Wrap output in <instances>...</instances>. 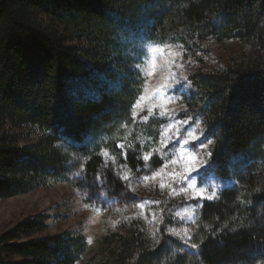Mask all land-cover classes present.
Returning a JSON list of instances; mask_svg holds the SVG:
<instances>
[{"label": "trees", "instance_id": "obj_1", "mask_svg": "<svg viewBox=\"0 0 264 264\" xmlns=\"http://www.w3.org/2000/svg\"><path fill=\"white\" fill-rule=\"evenodd\" d=\"M141 40L178 46L200 66L208 41L264 53V0H0V202L68 181L62 137L87 152L131 120L143 81L129 63ZM188 81L181 116L203 126L198 144L213 141L206 178L232 183L202 203L198 258L152 249L140 224L120 226L89 255L83 233L47 234L51 215L38 213L0 235V264H264V54ZM132 153L123 161L139 174ZM102 165L92 152L89 175Z\"/></svg>", "mask_w": 264, "mask_h": 264}, {"label": "rangeland", "instance_id": "obj_2", "mask_svg": "<svg viewBox=\"0 0 264 264\" xmlns=\"http://www.w3.org/2000/svg\"><path fill=\"white\" fill-rule=\"evenodd\" d=\"M134 44L137 51L131 53L129 67L139 71L142 75L141 95L144 96V100L140 103L143 110L135 108L137 113L135 120L131 116L129 122L119 124L109 133L101 135L94 141V145L89 147L87 152L78 148L72 149L63 144L61 148L66 156L65 167L68 181L52 183L35 193L1 201L0 235L19 222L28 220L38 213H45L51 215L48 221L50 228L47 234L55 235L65 231L81 232L88 239L89 255H93L97 250L98 240L102 237L117 232L120 226L131 233L136 229L137 224H140L144 228L148 244L152 249L162 245L172 260L198 258L197 248L192 249L183 245L179 238L169 234L166 228L181 232L187 229L188 234L192 237L191 242L196 243L200 238L199 216L202 206H197L198 202L191 199L195 192L193 189H189L187 194H173L168 185L175 187L177 191L185 185L179 182V177L173 180L167 176V173L172 172L173 169L183 172L185 166L190 163L186 158H181L179 155L181 151L180 141L182 138H186V134L190 130L194 132V135L189 138V144L184 146L190 150L188 155L195 154L207 160L208 148L195 147L200 145L198 141L202 137L203 126L200 122L190 125L191 118L181 116L185 109V95L178 96L174 100H166L164 97L153 99V96L162 86L167 85H171L167 88V92L171 93L173 88L179 86L184 77L188 79L191 72L202 70L219 73L228 65L231 58L251 62L256 58H262L264 53H261L254 44L208 41L203 45V48L207 51L206 54H203L205 66H200L183 60L182 49L178 46L142 40ZM133 47H130L129 51ZM153 105H156L157 108L154 109L152 115H149L147 109ZM163 108H167L168 113L164 117H160L156 113L163 110ZM146 115L148 119L145 121L142 118ZM175 121H187V123L177 124L169 132L173 139L167 147L162 149V153L153 152L151 160L157 159V165L153 167L149 165V170L144 169L141 173L136 174L123 161L120 155L121 150L116 148L115 145L124 143L128 152L135 150L141 153L161 148L159 139L162 126L166 127L167 123H175ZM196 124H199V128H196ZM177 128L179 129V136L176 135ZM104 150L109 152L110 157L115 156V161L108 160L107 169L105 170L115 172L116 175L114 176L117 180H119L118 176L125 172L133 178L149 175L150 171L157 170L163 163L171 160L174 154L178 163L176 165L169 163L164 176L157 177L155 181L149 180L148 182L141 181L137 183L135 179L130 182L119 180L121 184L127 183V188L122 187L120 190H114L106 185L104 189H98L92 184L93 175H89L87 163L92 152L95 151L100 156L99 153ZM100 157L103 160V157ZM141 162L144 165V162ZM82 165L88 175L89 191L93 193L92 196L86 193L83 182L74 176ZM121 165H126V167L122 168ZM202 169L204 167L200 168L201 173H203ZM192 175L195 176L196 173ZM207 179L218 186V195L221 190L232 184L221 181L214 175L208 176ZM161 182L166 184L164 189L159 187ZM197 187H199V180L197 181ZM129 188L134 189V191H129ZM212 190L211 187L207 189L209 194ZM121 193L124 194L121 195ZM144 201H159L160 203L146 204L144 209H140L137 205ZM204 201L200 203L202 204ZM214 201L216 200L208 202ZM189 208L195 210L194 224L186 217L182 220L176 215L177 212L184 213ZM57 210L61 211L59 217H55ZM153 214L155 219H153ZM145 216H147V220L144 219Z\"/></svg>", "mask_w": 264, "mask_h": 264}, {"label": "snow or ice", "instance_id": "obj_3", "mask_svg": "<svg viewBox=\"0 0 264 264\" xmlns=\"http://www.w3.org/2000/svg\"><path fill=\"white\" fill-rule=\"evenodd\" d=\"M169 87H171V85L162 86L159 90L156 91V93L153 96V99H159L161 97H164L166 98V100H174L178 96L186 95L188 93V90L191 89L192 85L188 81L187 77H184L183 80L179 83V86L173 88L171 93L167 92V88ZM143 100H144V96L143 95L139 96L137 103L133 106V111H132L133 120H135V117L137 115V113L135 112V108H141V110H143L141 103H140ZM160 107L162 108V106ZM155 108H157L156 105L149 107L147 109L148 114L152 115ZM167 113H168V109L163 108V110L158 111L156 114L160 117H164ZM142 119L146 121L148 119V116L146 115ZM169 120H170V117H169ZM180 123H187V121H175V123L169 122L167 123L166 127L162 126V131H161V135L159 139V143L162 146L161 148L149 150L143 153L134 150L132 153L133 158L136 159L137 161H143L144 169L149 170V165L147 162L152 159L153 152L162 153V149L167 147L168 143L173 139V137L169 135V132L174 127H176L177 124H180ZM196 128H199V124H196ZM176 135L179 136L178 128L176 130ZM193 135H194L193 131L191 130L188 131L186 134V138H182L180 141V145H179L181 149V151L179 152L180 157L186 158L188 161H190V163L185 166V169L183 172H178L175 169H173L172 172L167 173V176L169 178H172L173 180H175L176 177H179V182L184 183L185 186L180 187L179 191H177L175 187H171V185H168V187H170L171 192L176 195H179L180 193L187 194L189 189L195 190L194 195L191 197V199H194L198 202L197 206H202V204L200 203L201 201H204V200L213 201L219 198L218 192H217L218 186L216 184H212L206 178V173H208V169L206 167L208 165V160H205L203 157H198L195 154L188 155L190 150L184 147L185 145L189 144L190 142L189 138L193 137ZM62 139L67 147L74 146V142L69 137L64 136L62 137ZM212 142L213 141L211 139H208L206 142L202 141L200 145H196L195 147L207 148V146L211 144ZM115 147L121 150L120 155L122 159L124 161H127L128 150L126 149L125 144L117 143ZM99 155L103 157L104 162H103L102 167L93 175L92 184L98 189H104L107 185V173L105 171V169H107V162L109 159L115 161V156L110 157L109 152L107 150L100 152ZM211 155H212L211 152H207V156L209 158H211ZM169 163L172 165H176L178 163L175 154L173 155V158L171 160L163 163L162 166H160L157 170L150 171L149 175H142L140 177L133 178L129 174H127V172H125L124 174L119 175L118 179L122 182H130L131 180L135 179L137 183L141 181L148 182L149 180L155 181L157 177L164 176L165 169L168 167ZM121 167L125 168L126 165H121ZM202 167L205 168V173L200 172V168ZM137 171L138 172L140 171L139 166L137 167ZM193 173H196V175L193 176L192 175ZM208 174H211V173H208ZM113 175H116V173L113 172ZM74 176L83 182V186H84L86 193L89 196H92L93 193L89 191L88 175H87V172L84 170L83 165L81 166L80 170H78L74 174ZM198 180H199V187H197ZM122 187L127 188V183H122ZM159 187L160 189H164L166 187V184L164 182H161L159 184ZM209 187L213 189L210 194L207 191ZM128 190L134 191V189H130V188ZM123 194L124 193H121V195ZM151 203L159 204L160 202L159 201H144L142 203H139L137 206L140 209H144L146 204H151ZM194 211H195L194 208H189V209H186L184 213L177 212L176 215L182 220L185 219L186 217L187 220L191 221L194 224L195 223ZM144 219L147 220V216H145ZM153 219H155L154 214H153ZM166 231L169 232V234L175 235L176 237H178L179 240L182 242V244L186 245L188 248L196 249L199 246L197 243L191 242L192 237L188 234L187 229H184L183 232H181V231H176L175 229L166 228Z\"/></svg>", "mask_w": 264, "mask_h": 264}]
</instances>
